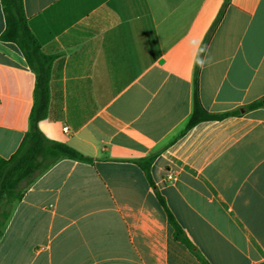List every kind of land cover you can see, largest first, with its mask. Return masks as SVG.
I'll list each match as a JSON object with an SVG mask.
<instances>
[{"label": "crops", "instance_id": "crops-1", "mask_svg": "<svg viewBox=\"0 0 264 264\" xmlns=\"http://www.w3.org/2000/svg\"><path fill=\"white\" fill-rule=\"evenodd\" d=\"M225 2L23 0L52 57L39 129L93 161L60 159L34 180L0 264H203L156 191L209 264H264V104L244 109L264 99V0ZM5 28L0 0V158L29 130L36 88ZM197 70L209 112L241 113L186 129ZM151 155L156 189L136 164Z\"/></svg>", "mask_w": 264, "mask_h": 264}, {"label": "trees", "instance_id": "trees-1", "mask_svg": "<svg viewBox=\"0 0 264 264\" xmlns=\"http://www.w3.org/2000/svg\"><path fill=\"white\" fill-rule=\"evenodd\" d=\"M230 0H226L224 7ZM6 18V28L1 40L15 43L21 50L29 66L36 73L35 103L30 114L29 130L24 136L17 151L9 158H0V237L9 220L14 204L20 201L27 188L34 180L60 159H71L91 163L92 158L86 156L68 144L48 139L39 129V121L47 116L49 104V80L52 57L45 55L35 36L31 33L24 11L23 0H1ZM221 11L214 23H218ZM264 104V99L255 101L245 110L256 109ZM241 110L224 114L209 112L200 98L199 72L197 70L194 82L193 110L186 129L195 124L209 120H220L230 115H238ZM155 156L151 155L136 160L143 170L151 187L155 184L151 178L150 165ZM156 191V190H155ZM160 204L164 207L168 219L173 225L175 239L184 243L203 264H209L185 235L180 224L168 209L163 196L156 191Z\"/></svg>", "mask_w": 264, "mask_h": 264}, {"label": "clouds", "instance_id": "clouds-1", "mask_svg": "<svg viewBox=\"0 0 264 264\" xmlns=\"http://www.w3.org/2000/svg\"><path fill=\"white\" fill-rule=\"evenodd\" d=\"M200 51L203 52L204 48H201ZM205 63H206V59L203 58L202 56L198 55L194 61V66H199V67L203 68Z\"/></svg>", "mask_w": 264, "mask_h": 264}, {"label": "built area", "instance_id": "built-area-1", "mask_svg": "<svg viewBox=\"0 0 264 264\" xmlns=\"http://www.w3.org/2000/svg\"><path fill=\"white\" fill-rule=\"evenodd\" d=\"M64 129L67 131V127H65ZM167 179H168L169 181H173V180L175 179V175H174L173 173H169V174L167 175Z\"/></svg>", "mask_w": 264, "mask_h": 264}]
</instances>
